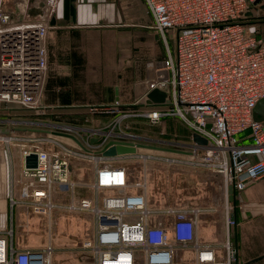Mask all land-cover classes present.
I'll list each match as a JSON object with an SVG mask.
<instances>
[{
    "label": "built area",
    "instance_id": "2783aa9c",
    "mask_svg": "<svg viewBox=\"0 0 264 264\" xmlns=\"http://www.w3.org/2000/svg\"><path fill=\"white\" fill-rule=\"evenodd\" d=\"M255 2L258 10L251 12ZM57 3L0 0V104L41 108L38 102L48 61L46 38ZM144 3L152 16L150 27L167 52V35H172L175 58L168 52L146 60V90L133 104L141 106L134 115L147 125L175 117L193 140L194 134L203 138L205 143L194 140L189 151L178 150V154L201 159L198 165L216 166L223 177L221 197L227 203L229 186L236 195L264 177V120L253 116L255 105L264 97V28L244 21L249 14L264 15V0ZM153 89L165 92L164 101L146 103ZM118 104L116 101L101 109L118 110ZM120 118L102 128L89 129L81 141L78 134L71 133L81 129L67 127L81 144L66 137L75 148L55 139L51 140L52 148L24 144L16 188L9 195L10 207L46 217L50 229L58 213L84 217L92 224V231L78 247L90 255L91 264H173L180 249L193 251L192 264H219L214 248L197 237V218L204 208L181 200L161 206L148 202L145 166L148 161L160 162V157L141 154L144 168L139 176L129 166L113 162L137 155L139 147L134 153L110 157L99 152L111 139L138 143L135 133L118 131ZM93 138L97 141L92 142ZM199 152L202 157L196 156ZM30 154L36 155V166L28 168L25 158ZM72 158L92 159L93 175L88 182L72 178L77 163ZM77 188L88 194H78ZM225 217L227 226L232 225L229 212ZM224 248L226 263L230 264L235 250L230 242ZM55 251L51 240L41 248H16L12 227L0 229V264H51Z\"/></svg>",
    "mask_w": 264,
    "mask_h": 264
},
{
    "label": "crops",
    "instance_id": "0c3cea01",
    "mask_svg": "<svg viewBox=\"0 0 264 264\" xmlns=\"http://www.w3.org/2000/svg\"><path fill=\"white\" fill-rule=\"evenodd\" d=\"M151 23L152 16L144 0H58L46 38L48 61L41 94L46 107L68 109L61 114L69 124L75 125L78 122L75 119L80 117L84 123L99 127L117 118L116 109L101 108L112 106L116 101L118 108H124L142 99L149 73L146 60L166 54L156 33L150 34ZM258 25L264 28L263 23ZM138 29L150 34L149 49L141 55L125 57L116 43ZM178 120L168 117L163 125L170 130V124L176 126ZM188 201L205 209L197 218V237L214 248L219 264H227L226 242L235 250L230 264H264V177L233 195L232 201L228 197L227 203L221 196ZM163 204L158 202L157 206ZM21 212L24 211L15 210L17 215ZM227 212L233 219L230 226L226 224ZM15 213L11 224L14 245L15 227L25 225L16 221L20 218ZM16 248L36 247L19 245ZM77 251L81 252L79 248ZM193 260L192 250L180 249L173 264H192Z\"/></svg>",
    "mask_w": 264,
    "mask_h": 264
},
{
    "label": "rangeland",
    "instance_id": "374dc122",
    "mask_svg": "<svg viewBox=\"0 0 264 264\" xmlns=\"http://www.w3.org/2000/svg\"><path fill=\"white\" fill-rule=\"evenodd\" d=\"M257 3L253 4L254 7L250 9L251 12L258 10V7H255ZM247 24L251 23L247 22ZM149 30L151 31H149L150 34L154 32L152 28ZM150 34L138 29L130 33L121 42L118 40L116 47L125 57L141 55L149 49ZM170 37H172L171 34L170 36L167 35L168 52L172 58H175V50ZM158 41L163 46L162 51H165L167 55L165 44L159 38ZM126 79L130 84V79L128 77ZM38 106L41 108L27 109L0 104V128H10L11 130L7 135L0 134V229L7 230L11 227L13 229L11 224H13L15 209L10 207L9 195L16 188L15 183L20 169V156L23 145L36 143L52 148L53 143L51 140L55 139L67 148H75L76 145L70 139L64 136L52 135L48 131L70 133L71 131L67 130V127H79L81 130L71 133L78 134L81 141L89 134V129L98 128L95 123H84L83 118L80 117L75 119L78 121L75 125L74 123H67L69 121H66V116L61 113H65L68 109L54 110L47 108L46 103L42 101V95ZM140 110L141 108L138 110L133 105L116 110L115 115H117V118L121 117L120 123L117 124L118 131L121 133H135L137 135L136 142L141 144L182 151L190 150V144L194 140L190 135V131L179 120L176 126L170 124V130L167 129L168 126L163 125L164 120H167V118L161 119L156 125H147L140 121L143 118L134 115V113H139ZM124 114L131 115L122 117ZM256 116L259 115L256 114ZM106 124L99 125V127L102 128ZM84 128H87V130H84ZM137 152L135 156H122L112 161L116 164L129 166L134 174L140 176L144 168V160L140 156L141 154L150 153L161 158L160 162L148 161L145 166L147 168V196L151 205H157L158 202L160 204L168 203L173 200L188 201L190 198L205 201L215 196H221L223 193V177L217 171L216 166L211 164L208 167L198 165L201 159L194 158V160H191L188 156L178 154L177 151L138 148ZM196 156L202 157L203 153L199 152ZM168 159L170 161L171 159L175 160L169 162ZM72 160L77 161L73 168L72 178L78 182H88L93 174L94 163L92 159L72 158ZM137 178L139 180V177ZM77 192L80 195L88 194L81 188H77ZM17 213H15V216H19L20 219L16 221L25 223L23 227H28L27 222L29 227L28 229L15 227L16 247L19 245L36 248L44 247L47 245L48 239L51 238V243L56 248L51 264H91L89 254L77 251L80 243L92 231V224L84 217L58 213L53 216L50 229L47 218L42 215L35 213L26 215L24 212L17 215Z\"/></svg>",
    "mask_w": 264,
    "mask_h": 264
},
{
    "label": "water",
    "instance_id": "95a60500",
    "mask_svg": "<svg viewBox=\"0 0 264 264\" xmlns=\"http://www.w3.org/2000/svg\"><path fill=\"white\" fill-rule=\"evenodd\" d=\"M156 38H158V35H156ZM158 43L161 45L160 41H158ZM162 73H164V79H166L167 78L166 72L162 71ZM165 96H166V94L164 91H161L159 89H153L147 94L146 103L147 104H154V103L162 102V101H164ZM256 114H258L259 116H256ZM253 116L256 120H264V97L261 98L257 102V104L255 105V107L253 109ZM10 131H11L10 128H0V134L7 135L10 133ZM48 132H51V131H48ZM52 133L59 135V136L70 137L78 145L81 146L80 142L70 133H62V132H58V131H52ZM194 140L196 142L205 143V140L197 134H194ZM91 141L95 142V141H97V138H93V139H91ZM136 147L179 152L178 150H174V149H167V148L149 146V145L141 144V143H133V142H128V141L114 140V139L109 140L99 152L103 156L110 157V156H117V155H124V154H128V153H134V152H136ZM35 166H36V155L30 154V155L26 156L25 167L30 168V167H35ZM228 193H229V200L232 201L233 195H234V191H233L232 186L228 187Z\"/></svg>",
    "mask_w": 264,
    "mask_h": 264
},
{
    "label": "trees",
    "instance_id": "16d2710c",
    "mask_svg": "<svg viewBox=\"0 0 264 264\" xmlns=\"http://www.w3.org/2000/svg\"><path fill=\"white\" fill-rule=\"evenodd\" d=\"M261 17V18H260ZM245 22L255 24V23H264V16H253L252 14H249L244 19Z\"/></svg>",
    "mask_w": 264,
    "mask_h": 264
}]
</instances>
